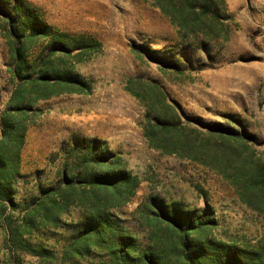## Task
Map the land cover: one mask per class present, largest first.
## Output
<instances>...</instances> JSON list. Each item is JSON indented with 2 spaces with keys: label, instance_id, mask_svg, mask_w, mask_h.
I'll list each match as a JSON object with an SVG mask.
<instances>
[{
  "label": "rangeland",
  "instance_id": "obj_1",
  "mask_svg": "<svg viewBox=\"0 0 264 264\" xmlns=\"http://www.w3.org/2000/svg\"><path fill=\"white\" fill-rule=\"evenodd\" d=\"M29 1L56 31L96 39L101 50L78 60L51 53L48 42L33 47L30 61L51 54L90 88L38 99L42 86L34 89L26 71L22 78L9 72L0 29V158L8 162L13 195L12 202L0 201V264H146V252L161 264H183L182 236L195 222L204 225L191 231L188 246L205 264H213L214 252L222 263L242 250L263 264L264 214L243 203L234 185L204 162L238 181L243 157L264 163V0H226L232 18L217 28L221 34L186 40L152 0ZM132 79L158 84L181 106L201 161L149 146L141 127L146 108L128 90L140 87ZM144 92L153 95L149 86ZM230 115L253 134L251 151L208 135L206 125L228 124ZM4 117L27 126L20 148L17 136L6 134ZM94 139L105 153L102 163L138 182L119 206L110 204L116 190L100 188L101 198H94L80 177L106 166L92 159ZM99 207L107 209L104 219L96 215ZM173 207L189 224L184 229L155 216ZM128 242L130 255L117 261L115 252Z\"/></svg>",
  "mask_w": 264,
  "mask_h": 264
},
{
  "label": "trees",
  "instance_id": "obj_2",
  "mask_svg": "<svg viewBox=\"0 0 264 264\" xmlns=\"http://www.w3.org/2000/svg\"><path fill=\"white\" fill-rule=\"evenodd\" d=\"M153 5L160 8L162 13L167 16L177 27L181 39L186 40L192 34L219 35L217 28L223 27L225 20L231 19L232 14L228 12L226 0H152ZM0 29L9 52V72L13 78L24 77L26 71L29 82L34 89L41 87L38 99H47L53 95L61 93H89V84L79 78L71 69L62 63L53 62L52 55L43 56L38 60L30 61L28 59L29 51L43 42H48L46 48L54 47L53 54L61 53L64 56L74 57L87 52H96L101 50V44L96 39H87L86 36L77 38L66 32H58L45 19L43 14L29 0H0ZM78 49L76 54L74 50ZM140 54L139 52H137ZM131 83L140 84V87H129L128 90L137 97L145 106V118L141 122L143 135L150 147L155 148L165 154H175L182 158L201 161L196 153L197 144L188 133V124L181 106L173 100H170L167 93L154 82H145L142 79H132ZM57 86L59 88H53ZM149 86L153 95L148 97L145 94V87ZM22 105L20 102L17 107ZM228 124L216 122L206 125L209 128L208 135L219 139L224 144H230L234 140L239 144L241 152L251 151L249 146L250 139L254 136L246 131L243 121L230 115ZM5 119V117H4ZM188 119V118H187ZM241 126L242 130L236 128L233 124ZM5 132L7 135L13 133L18 138L19 148L23 143L27 126L24 123H14L4 120ZM197 130V129H196ZM233 140V141H232ZM89 143V140H84ZM94 148L91 152L92 159L99 165L105 167L96 168L91 171L81 172L80 177L89 183L94 198H101L98 189H114L117 191L116 202L110 204L119 206L129 200L138 186L135 178L122 170H116L109 167L106 162L102 163L104 152L99 148L98 140L91 141ZM19 148L16 155H19ZM240 156L242 157V153ZM254 155H247L241 160V164L235 173L241 172L242 180H232V177L225 170L205 161L219 174L223 175L237 190L239 198L249 208L264 214V163L256 162ZM99 165H96L99 166ZM8 162L0 158V201H13V195L10 186L6 183L11 182L6 176L4 170L8 169ZM17 170V167H16ZM236 175V174H235ZM73 185V184H70ZM65 198V196H64ZM109 204V202L107 203ZM106 205V204H105ZM167 207V206H166ZM168 210V211H167ZM152 211H155L152 209ZM108 214L107 209L99 207L96 215L99 218H105ZM155 216H161L170 227H179L184 229L183 225H189L179 215L176 207L167 208L165 211H157ZM192 221H194L192 219ZM204 222L191 225L190 230L182 236L184 248L180 249L182 258H185L183 264H205L201 260V252L190 245V234L196 228H201ZM206 226H202V229ZM185 247H188L187 250ZM129 249L132 245L128 242L126 248L121 252H115V258L126 259L129 255ZM215 251V250H214ZM210 253L213 251L209 250ZM213 264H238V259L247 264H262L258 260H251L244 250L241 253L231 256L230 262H218L220 259L217 252H214ZM146 264H161L158 261V255L146 252L142 254ZM250 260H249V259ZM264 264V263H263Z\"/></svg>",
  "mask_w": 264,
  "mask_h": 264
},
{
  "label": "crops",
  "instance_id": "obj_3",
  "mask_svg": "<svg viewBox=\"0 0 264 264\" xmlns=\"http://www.w3.org/2000/svg\"><path fill=\"white\" fill-rule=\"evenodd\" d=\"M7 238H8V236H7ZM3 248H4V250L8 251V247L6 245Z\"/></svg>",
  "mask_w": 264,
  "mask_h": 264
}]
</instances>
